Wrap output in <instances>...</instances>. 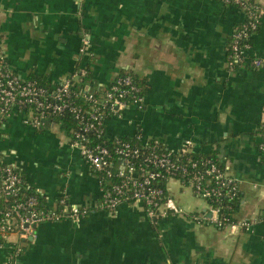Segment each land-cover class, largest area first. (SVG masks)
<instances>
[{
  "label": "crops",
  "instance_id": "1",
  "mask_svg": "<svg viewBox=\"0 0 264 264\" xmlns=\"http://www.w3.org/2000/svg\"><path fill=\"white\" fill-rule=\"evenodd\" d=\"M249 1L264 10V0ZM246 19L220 0H0V48L24 80L55 85L87 69V88L99 92L125 73L136 76L146 109L109 121L108 135L134 137L143 128L146 139L175 151L192 142L238 182L237 219L256 220L264 215V71L233 68L228 57ZM253 40V54L264 58V14ZM23 120L13 116L0 127V157L45 197L48 210L65 197L89 214L39 224L25 242L13 235L0 264L10 263L17 245L14 264H264V225L232 234L203 223L207 204L187 201L190 191L176 185V204L199 217L155 221L138 204L101 211L99 179L67 134L56 123L35 129ZM1 174L0 167V181Z\"/></svg>",
  "mask_w": 264,
  "mask_h": 264
},
{
  "label": "built area",
  "instance_id": "2",
  "mask_svg": "<svg viewBox=\"0 0 264 264\" xmlns=\"http://www.w3.org/2000/svg\"><path fill=\"white\" fill-rule=\"evenodd\" d=\"M220 1L233 7L244 5L248 11L249 22H243L233 35L229 65L234 68L246 59L251 69L264 71V58L253 54L254 47L250 44H242L260 28L263 8H248L245 5L247 0ZM88 78L89 71L79 69L74 76L55 85L24 80L7 68L0 48V127L13 116H21L24 124L35 129L55 123L58 117L74 118L76 128L71 132L69 145L80 153L99 179L102 198L98 209L101 211L114 214L122 205L138 204L146 209L149 219L155 221L199 217L176 204L171 195L176 185L207 204L201 218H198L203 223L229 230L232 234L240 230L251 231L258 223L264 225V215L256 220L237 219L232 222L225 213L227 206L213 205L223 199L234 200L240 187L226 168L214 159L192 160L189 157L195 153L192 142H186L179 151L170 150L158 140L146 139L143 128H138L132 137L136 141L117 137L111 147L107 146L104 141L107 123L112 119H122L130 111L143 112L146 109L145 97L141 87L130 76H119L109 88L99 91H102L101 95L87 88ZM76 84L79 86L77 90L74 88ZM259 137V157L264 165V121ZM0 167V204H10L8 209L0 211V251L13 235L23 242L35 238L39 224L64 219L81 221L88 216L87 209L70 205L65 197L60 200V211L39 210L40 202L36 197L18 202L23 188L21 174L2 157ZM21 253L22 247L17 245L9 264H14Z\"/></svg>",
  "mask_w": 264,
  "mask_h": 264
},
{
  "label": "trees",
  "instance_id": "3",
  "mask_svg": "<svg viewBox=\"0 0 264 264\" xmlns=\"http://www.w3.org/2000/svg\"><path fill=\"white\" fill-rule=\"evenodd\" d=\"M245 5L248 8L249 7H257V6H259L256 3L252 2V1H249V0H247L245 2ZM237 8H240V9H242V10H244L246 12L247 19H246L245 23L249 22V20H248V14H247L248 11H246L244 9L245 6L244 5H239V6H237ZM241 25L242 24H240L237 28L241 27ZM259 29L253 33V36H251L250 39H248L245 43H242V44L243 45L244 44H250L251 46L254 47L253 37H254V35L256 33H258ZM232 40H233V38L231 39V42H230V45H229V48H228V57L229 58H230V56H231V54L233 52L232 51V48H231ZM243 45H242V47H243ZM243 64H249V61H247L245 59L244 62L241 65H239V66L237 65L235 68L241 67ZM123 76H130V77H132L134 79V81L141 87L142 94L145 97V87H144L143 83H141V81L136 76L131 75V74H128V73H125V74L121 75V77H123ZM32 80H36V81L40 82L43 85H50L47 82V80H45L44 78L32 77ZM109 86L106 87L105 89L109 88ZM78 87L79 86L77 84L74 86V88L76 90L78 89ZM99 93L101 95L102 91L99 92ZM55 123L60 124L61 130L64 131L67 134L68 137L71 136L72 130L76 128V122H75L74 118H71V117H58L56 119ZM113 139L114 138H111L108 135V133L106 132V137L104 138V141L106 142V145L107 146H109V147L112 146ZM122 140H124V141H130V142L131 141H136L132 137H124V138H122ZM189 157L192 160H200V159H205V158H212L215 161H217L219 164H221L220 161L216 158V156H210V155L201 156L199 154L193 153V154H190ZM2 167H1V170H2ZM16 172L19 173V174H21V172L19 170H17V169H16ZM21 178H22V181H23V183H22L23 188L21 187V194H20V197L18 199V202H26L29 198L36 197L39 200V202H40L38 209L39 210H48L47 209V206H46V199H45V197H43L41 194H39L36 190H34L32 188H28V186H27V184H26V182H25L24 177H23L22 174H21ZM0 187H1V182H0ZM241 196H242L241 191H239L237 197L234 200L228 201L226 199H223V201L221 200L217 204L214 203L213 205L216 206V207L217 206H219V207L227 206L228 209H226L225 213L231 218V220H233L232 222H236L237 221V217L236 216H237V213H238V211H239V209L241 207V203H242V197ZM61 198H63V197H61ZM61 198H59L58 201H57V203H58V209L56 211H60V209H61V206H60V200H61ZM9 206H10V204H7V203L0 204V211H5L6 209L9 208Z\"/></svg>",
  "mask_w": 264,
  "mask_h": 264
},
{
  "label": "rangeland",
  "instance_id": "4",
  "mask_svg": "<svg viewBox=\"0 0 264 264\" xmlns=\"http://www.w3.org/2000/svg\"><path fill=\"white\" fill-rule=\"evenodd\" d=\"M174 195L179 196L177 192ZM193 199H194V197L192 198V196H191V194L189 192L188 196L186 197V200L189 201V202H193L195 200V199L194 200ZM201 202H203V201H201ZM203 203L205 204V202H203Z\"/></svg>",
  "mask_w": 264,
  "mask_h": 264
},
{
  "label": "water",
  "instance_id": "5",
  "mask_svg": "<svg viewBox=\"0 0 264 264\" xmlns=\"http://www.w3.org/2000/svg\"><path fill=\"white\" fill-rule=\"evenodd\" d=\"M32 240V239H31Z\"/></svg>",
  "mask_w": 264,
  "mask_h": 264
}]
</instances>
